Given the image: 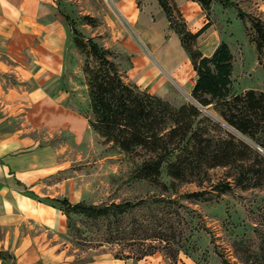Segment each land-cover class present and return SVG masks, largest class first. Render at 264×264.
Masks as SVG:
<instances>
[{
	"label": "rangeland",
	"instance_id": "rangeland-1",
	"mask_svg": "<svg viewBox=\"0 0 264 264\" xmlns=\"http://www.w3.org/2000/svg\"><path fill=\"white\" fill-rule=\"evenodd\" d=\"M230 1L226 5L214 0L209 11L200 4L203 13H193V17L188 9L182 14L188 28L197 27L201 18L211 22L204 38L209 47L218 41L229 44L234 55L231 95L248 89L264 90V66L252 41L250 21L256 18L264 22V14L251 4H243L249 15L243 19L239 4ZM48 3L55 10L49 17L58 15L65 20V69L60 79L50 80L48 99L29 109V134L37 145L54 152L49 165L38 171L29 196L42 204L40 213L45 218L51 220L57 215L63 223L44 232L41 244L57 248L71 264H264L263 179L262 184L253 179L239 182L235 167L217 166L208 168L202 179L177 181L175 188L165 191L137 177L145 150L126 153L91 125L94 115L83 68L87 61L93 66L97 62L88 56L87 49L77 45V38L84 42L92 39L107 49L126 81L136 83L170 107L195 102L190 83L196 79V72L160 3ZM209 47L203 49L209 51ZM200 109L264 154L263 148L227 126L215 106ZM220 133L225 137L224 130ZM167 164H163L160 181L170 185ZM226 183L231 186L228 191L222 190ZM194 193L197 195H191ZM50 198H67L72 204L96 208L132 206L90 218L68 215ZM154 236L161 239L155 241ZM145 238L148 240L143 242ZM147 245L158 250L139 260ZM127 255L132 258L117 259Z\"/></svg>",
	"mask_w": 264,
	"mask_h": 264
},
{
	"label": "trees",
	"instance_id": "trees-1",
	"mask_svg": "<svg viewBox=\"0 0 264 264\" xmlns=\"http://www.w3.org/2000/svg\"><path fill=\"white\" fill-rule=\"evenodd\" d=\"M158 1L170 25L179 33L196 72L191 91L195 102L176 109L170 107L136 83L126 81L117 64L110 59L107 49L92 39L84 42L77 38V45L87 49L88 56L97 62L93 66L87 61L83 68L94 115L90 120L91 125L105 136L106 141L126 153L145 150L137 177L150 180L165 191L175 188L177 181L202 179L208 168L217 166L235 167L239 171V182L253 179L257 184H262L264 154L225 129L220 122L203 115L200 108L215 106L218 116L227 126L264 149V90L248 89L231 95L234 55L229 44L221 42L211 55H204L198 40L211 22L208 21L194 32L188 28L174 0ZM195 1L209 11L214 0ZM222 1L226 5L232 3L230 0ZM175 12L177 17L174 16ZM239 15L243 19L249 17L241 8ZM250 21L254 30L252 41L264 66V22L256 18ZM223 130L225 137L219 134ZM167 162V172L172 178L170 185L160 181L163 164ZM230 189V184H223L222 190ZM49 200L59 203L68 215L73 213L90 218L108 216L115 209L124 210V207L132 206L113 204L96 208L83 203L72 204L67 198ZM153 238L155 241L161 239L160 236ZM157 250L155 245H147L138 259L151 256ZM0 258H4L3 253H0ZM131 258L127 255L117 259Z\"/></svg>",
	"mask_w": 264,
	"mask_h": 264
},
{
	"label": "crops",
	"instance_id": "crops-1",
	"mask_svg": "<svg viewBox=\"0 0 264 264\" xmlns=\"http://www.w3.org/2000/svg\"><path fill=\"white\" fill-rule=\"evenodd\" d=\"M174 1L181 12L192 11L191 17L203 13L195 0ZM235 1L244 12L243 4H251L264 14V0ZM54 13L48 0H0V253L8 255L0 264H71L57 248L41 244L44 232L61 227L62 219L45 218L42 204L29 196L38 171L54 155L37 145L28 127L29 109L48 99L50 80L60 79L65 69L66 25L63 17H49ZM205 19L189 29L199 30ZM209 31L198 40L208 56L221 43L209 47L204 39Z\"/></svg>",
	"mask_w": 264,
	"mask_h": 264
}]
</instances>
